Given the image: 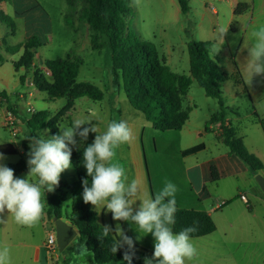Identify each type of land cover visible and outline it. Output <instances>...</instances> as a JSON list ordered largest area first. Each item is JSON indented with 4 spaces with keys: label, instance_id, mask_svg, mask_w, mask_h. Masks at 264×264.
Wrapping results in <instances>:
<instances>
[{
    "label": "rangeland",
    "instance_id": "obj_1",
    "mask_svg": "<svg viewBox=\"0 0 264 264\" xmlns=\"http://www.w3.org/2000/svg\"><path fill=\"white\" fill-rule=\"evenodd\" d=\"M188 1L190 10L187 14H183L177 0H139V3H134V0H131L134 13L127 21L128 28L142 39L154 43L158 48L160 58L166 59L167 65L174 73L190 77L188 46L192 42H204L211 45V56L217 60L223 74L224 82L221 88L223 93H231V89L238 84L248 85L245 83L243 67L248 55L247 48L253 42L251 33L264 25V4H261L264 1L256 0L255 10L246 12L241 17H234L231 0ZM15 11L26 12V16L17 19ZM3 12L15 21L14 36H11V28L0 22V35L8 36L5 40L8 47L22 43L26 39L28 23L31 25V33L38 36L41 43L35 62L39 66L37 67L44 71L43 73L50 82H52V78L45 69V62L51 59L65 58L71 53L83 59L77 82L91 83L104 94L101 101H93L88 97L77 99L74 108L61 117H58L57 114L65 107V99L44 104L39 98L44 96L48 99L47 93L42 92V95L31 96L28 87L19 84V76H17L16 85H11L10 89L5 88L8 97L12 99L11 93H14L16 95L24 94L25 98L32 97V101L38 99L35 103L36 109L30 105L26 112L29 110L32 113L37 109H46L50 112L51 119L57 116L56 122L53 121L57 128L55 135L59 133V128L71 126L76 119L90 120L98 129V134H103L107 129V124L111 121L123 120L127 121L132 129L133 127L140 128L138 143L143 148L144 163L149 174L150 193L148 192L147 195L153 194L154 197L164 187L165 182L170 181L177 188L176 205H182V199L189 193V189L176 138L178 132L156 131L141 112L132 108L125 92L122 90L119 93L120 91L113 83L112 52L107 38L101 36L100 42L105 46L100 50H94L93 32L87 24L80 22L77 15L69 10L66 0H11V4L8 3ZM222 26L228 29L223 39L219 33V28ZM214 48L220 50L215 53ZM4 68L5 76L11 75L12 77L11 66L5 65ZM26 76L28 77V74ZM251 84L255 87L258 86L260 91L255 96L253 95V99L244 93L242 97L237 98L234 105L229 104L228 116L232 119L235 136L240 138L241 135L235 131L237 128L241 132H247L248 140H243L244 144L249 145L248 150L251 153L259 154L260 160L264 164V130L262 127L258 129L250 125L259 121L258 115L264 120V75L254 76ZM224 99L230 101L229 98ZM18 100L19 97L16 101ZM191 105L199 107L198 115H194L199 123L206 119V115L210 114V111L212 113L216 109L219 111L218 101L208 98L197 81H193L185 99V108L189 109ZM2 121L3 119L0 117V124ZM245 125L251 127L244 130L242 127ZM91 126V124L82 125L78 131ZM45 131L47 133L38 132L36 137L43 135L44 138L49 139L53 136L50 129H45ZM95 135L96 133L89 132L87 139H82L77 134L75 145H69V147L73 149L77 148L79 144L82 146V143L86 144L95 139ZM11 136L9 129L0 126V143L11 139L21 142L25 138L23 132L17 137L12 138ZM209 138L215 140L212 134L209 135ZM189 143V141L183 142V146ZM81 146L79 145V149L83 148ZM30 151L31 147L29 146L26 151L27 156L10 157V161L18 163L24 158L27 163ZM28 172L29 166L28 171L21 178H27ZM61 178H66L70 183L68 169L61 173L60 180ZM28 179L36 180L35 177H28ZM214 189H217L216 185H214L213 191ZM43 191L42 199L46 205L50 192ZM230 195L231 188L227 182L220 185L219 199L227 201ZM215 205L216 201L209 200L208 210L210 211ZM65 210L66 212L71 211L70 198H67L65 202ZM251 212L247 204L241 200L224 209L212 212L216 231L208 236L192 239L198 256L186 264H198L205 256L206 259L214 257L212 250L219 249L224 245H247L258 250L257 255L249 254L251 252L248 253V251H240L239 264H264V208H258L255 216ZM129 234L131 239L140 243L142 247L154 249L151 244L153 236L142 232L136 235L132 231H129ZM74 244L82 245L78 242ZM59 255L58 264H64L63 252H60ZM42 264H50L45 255Z\"/></svg>",
    "mask_w": 264,
    "mask_h": 264
},
{
    "label": "trees",
    "instance_id": "obj_2",
    "mask_svg": "<svg viewBox=\"0 0 264 264\" xmlns=\"http://www.w3.org/2000/svg\"><path fill=\"white\" fill-rule=\"evenodd\" d=\"M177 1L181 12L187 14L190 10L189 1ZM0 3H11V0H0ZM66 3L69 10L77 15L78 20L87 24L93 32L94 50H100L105 46L100 42L101 36L107 38L112 52V74L115 87L118 91L125 92L132 108L141 112L156 131H180L186 125L190 118V109H186L184 103L193 81L199 83L207 97L218 101V114L212 116L210 122L216 119L224 122L225 107L221 91L224 77L217 60L211 56L210 44L190 43L188 46L190 77L179 75L170 69L165 58H160L154 43L142 39L128 28L127 21L134 13L131 0H66ZM249 8L248 4L241 3L237 5L235 15L240 16ZM25 14L26 12H23L21 15ZM0 22L15 32L14 20L1 10ZM40 48L39 37L32 35L23 43L10 47L8 51L12 55L23 51L20 59L13 63L15 71L19 72L23 69L26 75L31 74L35 87L47 93L49 102H55L58 99L66 100L65 107L57 114L58 117L73 109L79 98L103 100L104 94L98 87L88 82H77L83 64V59L77 55L69 53L65 58L47 60L44 66L52 78L50 82L44 71L35 66ZM26 75L20 77L21 83H25ZM0 98L6 97L0 93ZM9 111L15 115L12 106L9 107ZM57 116L51 119L48 110H38L32 113L26 126L34 135L50 129L54 136L57 128L53 121L56 122ZM222 139L231 153L246 163L254 174L264 170L263 162L248 150L242 138L235 136L234 130L223 127ZM93 141L92 139L83 148L72 151L71 165L75 175L70 184L59 182L55 190L50 192L45 207L48 218L69 220L79 232L77 241L85 246L96 264H128L123 259L124 253L128 251L132 253V264H157L153 260V251L136 245L131 250L127 245H123L115 254H112L111 247L120 239L112 230L105 237L103 227L106 226L100 221L93 206L83 202L82 181L89 179V184L91 183V177H88L86 168L83 166V152ZM203 147L204 145H199L190 148L183 151V154L196 153ZM0 153L17 155L18 150L13 144L8 143L0 145ZM8 167L14 171V174L28 170L24 158L17 164H9ZM212 171L215 178V169ZM68 195H71L70 213L65 210ZM231 203L230 201L223 203L220 210ZM188 227L196 228V231L190 234L192 239L202 238L216 231V224L208 213L184 209L176 205L173 232L178 233ZM70 248L68 247L65 252Z\"/></svg>",
    "mask_w": 264,
    "mask_h": 264
},
{
    "label": "crops",
    "instance_id": "obj_3",
    "mask_svg": "<svg viewBox=\"0 0 264 264\" xmlns=\"http://www.w3.org/2000/svg\"><path fill=\"white\" fill-rule=\"evenodd\" d=\"M241 3H245L250 6L247 12L255 10L257 6L256 0H231L230 4L233 8L234 17H236L235 9L237 5ZM261 4L263 5L264 2H262ZM7 5L8 3H0V10L1 11L5 10ZM17 12L18 11H15V17L17 19L26 16V15H21L22 13L19 15ZM243 14L240 15L239 17L243 16ZM27 30L28 31L26 33V39L33 35L30 31L31 25L29 23L27 25ZM11 36H14V32L11 33ZM7 37L8 36L2 37V35H0V93H2L6 97L5 99L4 98L3 99L1 98L2 100L0 99V101L3 102V104L0 103V117L3 119L0 126L4 127L5 129H9L6 127L5 123L7 119V112L9 111L8 109L10 106H12L15 113L14 115L15 128L17 130L16 137L21 132L25 134V138L21 142L20 141L16 142L11 139L9 141H4L0 143V145L11 143L18 150L17 155H4V159L0 160V164H3L8 167L9 164H17V163H12L10 161V157H15L19 155L27 156L26 151L30 146L31 138L36 137V135L32 134L26 126V122L31 118L32 115V113H30L29 110H27L26 112V109H28L30 105H32L33 109H36L35 103L38 99L32 101V97L25 98L24 94L16 95L14 93H11L12 99H10L7 95L5 88L10 89L11 85H16L17 84L16 79L17 76H19L18 78L19 84L27 86L28 89L30 90L31 96H34L35 94L42 95L43 93L35 88L31 74L28 75L25 83H21L20 77L26 75L25 71L21 69L19 72H16L13 63L17 62L20 59L23 51H20L15 55L10 54L8 51L10 47H8V44L6 42L4 43ZM4 64L11 66L12 69L11 72L13 75L12 77L11 75L9 77L5 76ZM35 66L36 67L38 66L36 62H35ZM22 71L24 73V74L22 73L23 75L21 74ZM121 91L122 90H120L119 93H121ZM259 91L260 89L258 88V86L255 87V85L253 84L251 85L238 84L231 89V93L225 94V92L224 93L222 92V99L224 101V107H225L224 122H222L219 119L210 122L212 116L218 114V110L216 109L214 113L210 111V114L206 115V119H204L202 123H199V121L196 120L197 118H194V115H198L199 107L196 105H191L189 107L190 118L186 123V125H184V127L180 131H177L178 134H176V138L179 144V152L184 167L186 183L189 189V193L186 196H184L182 199L183 204L180 205L179 207L184 209H192L196 211H204L208 213L213 219L212 212L220 210V207L223 203L230 201L232 202L231 204H233L238 200L242 201L241 197L245 196L249 201V204H247V206L249 207V210L252 211L251 212L252 215L255 216L256 210L258 208H264V192L262 191L256 180V177L259 174L264 177V170L254 174L246 163H244L235 154L231 153L230 148L224 144L222 139L223 127H227L231 130L235 129L233 127L232 119L228 116V109H229L228 105L229 104L234 105L236 103L237 98L242 97L244 93H246L247 95L250 96L251 99H253V95L255 96ZM18 97L19 100L16 101ZM224 98H229L230 101L228 102ZM39 99H41L44 104L49 102L48 99H46L44 96H42V98ZM38 110H46V109H37L35 111ZM20 111H22V113H19ZM258 120H259L258 122L250 125H253L258 129L259 127H262V129L264 130V120H262V118L259 115H258ZM209 122L210 124L207 125ZM245 126L242 127L244 128V130H247L249 127H251L249 125H245ZM139 129L140 128L138 127H133L132 129L134 133L133 141L127 144L126 143L122 144L119 146L118 149H116V153H117L116 160L125 167L126 175L128 177L129 183L133 179L139 180L141 182L142 195H144V194H148V192L150 193V188H149L150 185H149V174L147 171V166L144 163L143 148L140 147L138 143ZM9 130L12 135V129ZM235 131L241 134L240 138H242L243 140H248L247 132L244 131L241 132L239 128H237ZM43 132L47 133L45 130H43ZM166 132H171V131H166ZM210 134L214 135L215 140L209 138ZM11 137L14 138L13 135ZM186 141H189L190 143L188 145L183 146V142ZM79 145L81 146V144ZM79 145H77L78 146L77 148H73L72 151L75 149H79ZM84 145L85 142L82 143V146ZM199 145H204V147L201 148L196 153L189 155L183 154V151ZM246 147L249 149L248 144H246ZM253 154H255L259 159H261L259 154L254 152ZM72 169L73 168L71 167L68 169L70 172V180H72V178L75 175V172ZM213 169H215L216 172L215 178L213 176V171H212ZM24 173L25 172L14 175L16 178H21ZM65 180L66 178H61L60 182L66 183L67 185L71 183V181L70 183H68L67 180L66 182ZM31 181L35 182L34 180ZM225 182H227V185H229L231 188V195L227 201H222L221 199H219L220 198L219 188L220 185L224 184ZM214 185L217 186V189H214L213 191ZM151 197H153V194H151ZM67 198L71 199V195H68ZM209 200H212L213 202L216 201L215 207H212L210 211L208 210L207 207ZM139 205H140V201L137 200L136 203L133 205L134 212L135 210H138ZM93 209L100 218V221L106 227L112 230L115 234H116L115 229L117 225L120 226V228L123 230L124 235H126L127 237H130L129 231L134 232L136 235L141 233L138 229H136V226L134 224L128 221L114 220L112 217V213L108 211L106 208L95 209V207L93 206ZM7 215H8L7 212H5L4 214L5 219H7ZM65 220L69 222V220L67 219ZM51 225H54L53 219L48 218L45 212V208H44V216L42 217L41 221L32 228L19 226L11 218H9L7 224L5 225L0 224V245H7L10 248L11 264H42V259L44 255L48 260L47 254L44 251V243ZM77 238L69 246L71 248L68 251L63 252L62 257L64 264H96L93 261L91 254L86 250L83 244L80 246H76L74 244L75 242H78ZM118 238L120 240L122 239L119 236ZM132 241H133V245L142 247V245L137 241H134L133 239ZM154 243L155 241L153 237V243H151L153 248H154ZM145 249L154 252V249H150V248H145ZM212 251L214 252V257H210L206 259L205 256L202 260L198 262V264H239L238 258L240 251H245V252L248 251V253L251 252L249 254L257 255L258 250L252 249L251 246H247V245H233V246L224 245L223 247H220L219 249H213Z\"/></svg>",
    "mask_w": 264,
    "mask_h": 264
},
{
    "label": "clouds",
    "instance_id": "obj_4",
    "mask_svg": "<svg viewBox=\"0 0 264 264\" xmlns=\"http://www.w3.org/2000/svg\"><path fill=\"white\" fill-rule=\"evenodd\" d=\"M134 3H139V0H134ZM227 30L223 26L219 28L222 39ZM251 35L253 42L247 48L248 55L243 67L248 85H251L254 76L264 75V25ZM219 50L213 49L215 53ZM85 124L92 126L78 131ZM59 129V133L49 139L43 135L31 138L27 178H16L11 168L0 164V224H7L11 218L19 226H36L44 216L43 190L53 192L59 185L61 173L72 166V149L69 145H75L77 134L87 139L89 132H92L96 133L95 139L83 152V166L88 177H91L90 184L89 179L82 181L83 202L95 209L106 208L114 220L128 221L140 232L151 234L155 241L153 260L157 264H186L198 256L190 235L196 228L188 227L178 233L172 229L175 224L176 186L166 181L154 198L142 195L141 182L133 179L129 183L125 167L116 160V149L134 139L127 121L109 122L103 134H98V129L90 120L83 119H76L71 126ZM3 159V153H0V160ZM28 177H35V182ZM137 200L140 205L134 212L133 205ZM5 212L7 219L4 218ZM103 230L107 237L110 229L103 227ZM115 231L122 239L113 244L111 253L115 254L125 244L131 250L134 247L132 239L124 235L119 225ZM123 259L132 264L131 251L125 252ZM0 264H11L7 245H0Z\"/></svg>",
    "mask_w": 264,
    "mask_h": 264
},
{
    "label": "built area",
    "instance_id": "obj_5",
    "mask_svg": "<svg viewBox=\"0 0 264 264\" xmlns=\"http://www.w3.org/2000/svg\"><path fill=\"white\" fill-rule=\"evenodd\" d=\"M0 103H3V102L0 101ZM33 112L35 111H32V113ZM5 125L7 128L12 129V135L13 137H16L17 130L15 128V116L10 111L7 112V119H6ZM241 199L246 204H249V201L245 196H242ZM44 251L47 254L50 264H58L60 250L58 247L57 232L55 229V225H51L50 230L47 233L46 240L44 243Z\"/></svg>",
    "mask_w": 264,
    "mask_h": 264
},
{
    "label": "water",
    "instance_id": "obj_6",
    "mask_svg": "<svg viewBox=\"0 0 264 264\" xmlns=\"http://www.w3.org/2000/svg\"><path fill=\"white\" fill-rule=\"evenodd\" d=\"M256 180L264 192V177L259 174L257 175ZM53 222L57 232L59 250L60 252H64L71 245V243L79 237V232L76 227L63 218L54 217Z\"/></svg>",
    "mask_w": 264,
    "mask_h": 264
}]
</instances>
